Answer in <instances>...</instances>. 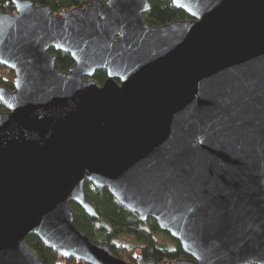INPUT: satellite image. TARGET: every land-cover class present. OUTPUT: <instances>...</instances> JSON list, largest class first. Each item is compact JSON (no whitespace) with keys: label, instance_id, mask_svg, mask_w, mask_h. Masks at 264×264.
<instances>
[{"label":"water","instance_id":"water-1","mask_svg":"<svg viewBox=\"0 0 264 264\" xmlns=\"http://www.w3.org/2000/svg\"><path fill=\"white\" fill-rule=\"evenodd\" d=\"M0 11V264H43L29 234L86 264H264V0H149ZM70 54L55 69L49 49ZM106 72L99 85L93 75ZM152 219L189 258L129 263L89 238L84 184Z\"/></svg>","mask_w":264,"mask_h":264},{"label":"trees","instance_id":"trees-1","mask_svg":"<svg viewBox=\"0 0 264 264\" xmlns=\"http://www.w3.org/2000/svg\"><path fill=\"white\" fill-rule=\"evenodd\" d=\"M50 7L53 14L62 9L83 7L94 0H31ZM150 8L144 13V19L152 25H163L176 19L189 16L181 9L174 7L171 0H149ZM13 0H0V11L14 12ZM54 54V67L60 71H68L73 65L69 53L49 49ZM101 85L106 79V72L98 69L92 76ZM0 86L12 90L14 88V73L0 64ZM7 107L0 101V111H7ZM85 197L95 207L98 218L87 215L77 204L70 202L74 223L92 240L107 245L114 255L129 263H135L137 255L151 258L155 263L172 261L177 258H189L179 242L166 231L158 228L155 221H142L136 213L130 211L108 192L107 188L93 187L89 182L84 184ZM162 236V237H161ZM24 243L30 247L43 264H86L75 258H64L44 245L40 239L29 234Z\"/></svg>","mask_w":264,"mask_h":264},{"label":"rangeland","instance_id":"rangeland-1","mask_svg":"<svg viewBox=\"0 0 264 264\" xmlns=\"http://www.w3.org/2000/svg\"><path fill=\"white\" fill-rule=\"evenodd\" d=\"M148 221H149V222H154V220H152V219H149ZM161 237H162V236H161Z\"/></svg>","mask_w":264,"mask_h":264}]
</instances>
